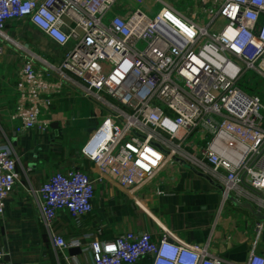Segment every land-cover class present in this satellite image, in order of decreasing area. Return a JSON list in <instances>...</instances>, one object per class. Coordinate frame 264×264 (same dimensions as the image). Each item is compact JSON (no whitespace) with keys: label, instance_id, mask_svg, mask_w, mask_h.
Masks as SVG:
<instances>
[{"label":"built area","instance_id":"built-area-1","mask_svg":"<svg viewBox=\"0 0 264 264\" xmlns=\"http://www.w3.org/2000/svg\"><path fill=\"white\" fill-rule=\"evenodd\" d=\"M149 1L0 0V55L8 20L28 22L57 46L70 44L59 62L41 60L54 79L35 68L34 55H23L16 82L29 102L23 125L45 130L50 120L38 116L72 76L104 111L80 147L96 177L68 168L36 189L57 253L81 244L54 230L57 213L80 224L92 209L95 182L131 192L174 159L221 179L223 199L232 195L264 215V107L239 84L249 69L264 78V0H212L205 23L162 0L151 14ZM16 181V158L0 143V216ZM263 223L255 221L256 235ZM89 248L90 264H235L166 231L154 238L128 230L95 238ZM0 264L23 263L8 262L0 249ZM244 264H264V257L252 251Z\"/></svg>","mask_w":264,"mask_h":264},{"label":"crops","instance_id":"crops-1","mask_svg":"<svg viewBox=\"0 0 264 264\" xmlns=\"http://www.w3.org/2000/svg\"><path fill=\"white\" fill-rule=\"evenodd\" d=\"M186 1L188 9L200 13L209 6L208 0ZM156 5L159 7L160 3L150 0L144 7L152 12ZM173 7L187 17L195 13L186 14L183 9ZM3 32L0 143L15 156L17 173L0 216V249L8 262L90 264L89 243L93 239L111 240L128 230L148 231L154 238L166 231L172 240L197 244L209 255L235 264H244L252 251L264 257V223L256 235V218L228 198H222L221 179H213L175 159L165 162L146 183L131 192L121 191L107 180L95 182L92 209L80 224L74 223L66 211H59L53 221L58 234L66 240L80 238V246L55 252L41 221L36 189L53 172L68 168L81 169L96 177L93 164L82 156L80 147L103 112L92 99L83 96L81 81L72 76L60 92L51 94L49 107L38 116L50 120L49 126L42 131L36 125L24 126L29 102L25 92L16 89L23 55H34L35 68L47 75L41 60L59 62L70 44L57 46L23 20H8ZM37 46L43 51H38ZM48 78L55 77L51 74ZM71 248L80 251L71 254ZM148 263V258H142L134 264Z\"/></svg>","mask_w":264,"mask_h":264},{"label":"rangeland","instance_id":"rangeland-1","mask_svg":"<svg viewBox=\"0 0 264 264\" xmlns=\"http://www.w3.org/2000/svg\"><path fill=\"white\" fill-rule=\"evenodd\" d=\"M167 1H169L176 8H178L180 10L183 9L182 11H184L186 14L195 12L197 17L198 16H202V14H203V13H200V12H196V10H194L192 8L188 9L189 2H187L186 0H176V1L167 0ZM208 1L209 2L207 3V5L208 4L210 5L212 0H208ZM157 8H159L158 5H156L154 7V9L151 12V14H154L156 12ZM206 20H207L206 17H203V23H205ZM219 25H221V19H217V27H219ZM37 49H38V51L39 50L43 51L40 46H37ZM55 49H56L55 51H57V53H58V48L55 47ZM239 84L248 93L258 95L259 98L261 99L262 105L264 107V78L261 75L256 74L253 70L249 69L245 73L243 78H241ZM96 105L101 109L102 112H104L103 109L98 104H96ZM90 115L92 116L93 112H90ZM263 115H264V109H263Z\"/></svg>","mask_w":264,"mask_h":264},{"label":"water","instance_id":"water-1","mask_svg":"<svg viewBox=\"0 0 264 264\" xmlns=\"http://www.w3.org/2000/svg\"><path fill=\"white\" fill-rule=\"evenodd\" d=\"M191 169L194 170L193 167L188 166ZM220 187V186H219ZM220 189L222 190V188L220 187ZM227 198L234 204L237 205L245 210H247L254 218H256V220L258 221H264V215H262L259 211L258 208L254 209L248 202H239L237 201L232 195L227 196ZM80 251L79 248H71L70 252L71 254H76Z\"/></svg>","mask_w":264,"mask_h":264}]
</instances>
